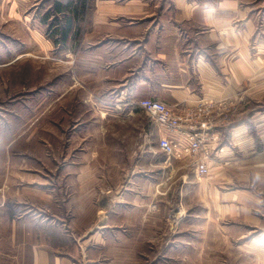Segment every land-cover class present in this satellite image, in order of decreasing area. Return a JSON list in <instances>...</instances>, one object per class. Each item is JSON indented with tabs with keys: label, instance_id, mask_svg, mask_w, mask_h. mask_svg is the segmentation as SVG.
<instances>
[{
	"label": "crops",
	"instance_id": "obj_1",
	"mask_svg": "<svg viewBox=\"0 0 264 264\" xmlns=\"http://www.w3.org/2000/svg\"><path fill=\"white\" fill-rule=\"evenodd\" d=\"M27 1L0 0L4 7L0 19L29 31L35 49L42 45V27L31 24ZM59 1L66 5L59 14L64 23L75 12L83 15L76 24L80 34H70L64 48L54 47L75 55L70 44L76 37L81 40L77 53L82 80L91 77L85 85L95 98L93 108L99 99L106 100L96 106L101 116L95 122L103 126L98 142L110 141L104 135L105 124L133 120L143 112L136 103L146 98L178 112L216 101L230 111L229 121L221 120L213 131L215 150L203 181L193 166L195 158L180 159L178 163L186 167L171 165L172 154L159 145L161 138H169L177 145L173 153L177 156L185 144L183 134H170L153 122L143 127L141 134L131 137L137 158L126 173L116 163L122 157V137L113 135L119 160L112 170L115 175L123 173L124 188L106 176L102 180L87 176L104 171L101 168L67 171L78 174L72 184L101 190L103 207L97 217L91 206H85L88 216L83 207L78 217L25 213L21 208L25 195L42 199V184L10 183L9 168L1 167L0 264H139V249L147 247L139 234L145 241L153 236L147 207L154 204L155 193L165 197L170 177L178 174L181 197L208 199L215 224L220 222V228L232 234L229 250H240L241 255H235L241 256V264H264V0H75L80 3L76 11ZM45 40L53 45L51 38ZM106 190L116 191L114 200L108 199L110 208L124 203L122 190L130 191L134 212L107 217ZM213 228L217 233L219 227ZM195 243L182 241L172 250H177L178 258L188 249L198 253L201 248Z\"/></svg>",
	"mask_w": 264,
	"mask_h": 264
},
{
	"label": "rangeland",
	"instance_id": "obj_2",
	"mask_svg": "<svg viewBox=\"0 0 264 264\" xmlns=\"http://www.w3.org/2000/svg\"><path fill=\"white\" fill-rule=\"evenodd\" d=\"M56 1L28 0L25 5L31 24L34 22L38 27L40 23L42 27V45L36 44L35 49L29 40V31L23 32L9 23L2 24L0 19V168H9L10 183L25 186L42 184V199L25 195L26 205L21 207L22 210L26 208V211L23 210L25 213L36 217H78L83 207V215L88 216L89 211L85 210V206H91L96 211L93 217H97L99 209L103 207L98 197L101 190L92 187L81 189V185L72 184L76 183L78 174L67 173L68 169L72 171V168L81 166L104 169L87 176L100 180L106 176L110 183L124 188L123 173L115 175L112 170L115 161L119 160L113 150L112 136L119 134L122 137V157L116 163L126 173L137 158L131 150L135 144L131 137L141 134L143 127L155 122L143 111L133 120L130 118L105 124L104 135H109L110 141L98 142L97 137L103 126H98L95 120L101 116L97 107L103 106L100 102L104 98L102 100L100 97V102H96L99 105L93 108L95 98L92 97L93 93H88L85 85L91 77L85 76L82 80L81 59L77 53L81 40L78 41L76 37L70 44L75 55L56 52L54 42L52 47L45 40V36L49 38L55 27L64 24V16L56 14ZM61 1L69 4V7L73 6L74 11L80 9L79 1L77 4L75 0ZM3 9L0 2V18ZM89 9L92 10L91 7ZM47 14L51 16L46 22L44 17ZM229 115L230 111L224 106L212 110L217 123L229 121ZM105 144L111 145L109 150L103 148ZM172 156L171 165L186 167L178 163L184 156ZM187 157L195 158L193 166L196 174L203 178L202 181L208 177L210 170L208 174L198 170L199 157ZM1 181L2 178L0 184ZM69 182L71 184L68 185ZM170 182V190L165 197L155 193L154 204L147 207V214L153 217V236L148 235L145 241L144 236L139 234L143 245L147 244V247L139 249V264H241V256L235 255H241L240 250H229L232 234H226L224 228H220V222L215 224V216L210 215L208 199L181 197L182 177L179 174L172 175ZM104 192L107 193L105 204L110 208L108 199L110 197L113 201L116 191ZM122 193L124 203L107 208V217H120L136 209L131 205L130 191L122 190ZM141 210L140 213H144ZM215 226L219 227L217 233L213 228ZM189 240L199 243L196 249L200 247V252L188 249L187 255L178 258L177 250H172V247L176 248L182 241Z\"/></svg>",
	"mask_w": 264,
	"mask_h": 264
},
{
	"label": "built area",
	"instance_id": "obj_3",
	"mask_svg": "<svg viewBox=\"0 0 264 264\" xmlns=\"http://www.w3.org/2000/svg\"><path fill=\"white\" fill-rule=\"evenodd\" d=\"M101 103L106 104L105 101H101ZM136 104L163 130L170 134H183L185 144L181 147V153H178L177 156L193 155L199 157L198 170L202 174H208L209 167L207 163L211 160L212 153L215 150L213 142L216 139L213 131L220 123H217L213 118L212 110L225 106V104L216 101H202L195 108L183 112H177L164 102L155 99H142ZM160 147L171 155L177 145L165 137L161 138Z\"/></svg>",
	"mask_w": 264,
	"mask_h": 264
},
{
	"label": "trees",
	"instance_id": "obj_4",
	"mask_svg": "<svg viewBox=\"0 0 264 264\" xmlns=\"http://www.w3.org/2000/svg\"><path fill=\"white\" fill-rule=\"evenodd\" d=\"M65 7L66 5H63L59 0H57L55 3L56 14H62L64 12ZM50 16V14H47L44 17V21L47 22V19H49ZM67 19L68 20L65 21L63 26L59 28L55 27V30L48 35L49 38L53 40L55 47L64 48L70 34L75 33L76 35H79L81 32V27H76L77 22L79 23L81 20H83V15H81V13L75 12L72 17H68Z\"/></svg>",
	"mask_w": 264,
	"mask_h": 264
}]
</instances>
